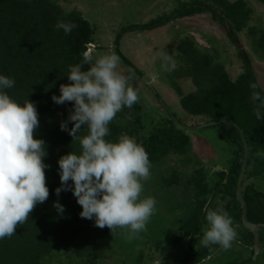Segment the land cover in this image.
I'll return each instance as SVG.
<instances>
[{
    "label": "trees",
    "instance_id": "obj_1",
    "mask_svg": "<svg viewBox=\"0 0 264 264\" xmlns=\"http://www.w3.org/2000/svg\"><path fill=\"white\" fill-rule=\"evenodd\" d=\"M258 1L264 3V0ZM70 4L67 0H0V75L15 81L14 87L3 91L21 106L28 100L35 103L40 125L34 138L45 141L47 155L44 163L50 166L45 169L50 193L48 200L37 204L28 220L17 225L15 235L0 240V264H104L106 260L102 245L111 237V231L107 227H95L94 219L80 217L82 207L72 191H62L59 196L55 192L56 188L61 187L58 160L71 152L79 155L81 146L78 140L73 141V137L60 128L61 122L68 119L72 103L57 105L51 97L61 94V84L70 83L67 79L70 65L81 64L85 52L92 56L94 62L101 56L102 50L96 41V30L91 22ZM237 6L244 7L236 4L222 12L218 6V10H210L216 6L210 5L209 0L186 3L169 16L140 26L124 27L117 35V41L112 42L117 50L110 51L127 64L119 47L123 34L137 30L153 31L204 11L215 15L216 24L226 31L233 45H239L240 34L245 32L250 17L248 14H240L245 17L238 19L235 12ZM233 12L236 15H229ZM60 20L75 25L70 34L56 28ZM188 38L179 43L177 57L180 67L170 88L180 93L182 111L192 120L232 121L244 131L250 149L242 192L247 206V218L254 223L264 224V156L257 155L264 153V108L260 110L261 118L257 119L253 109L260 101L254 104L251 100L253 90L249 84L257 85L255 91L261 93L262 100L264 89L257 79L254 82L242 50L237 53L243 68L236 75L237 79L233 80L229 71L208 53V49L213 50L210 43V47L206 48L199 45L192 34ZM246 56L249 57L248 54ZM90 67V64H83L82 71ZM182 80L193 81L196 89L183 94L180 88ZM138 96V102L131 108L125 106L116 114L108 126L109 135L105 139L115 143L122 134L135 138L148 153L151 167L166 160H180L184 165L181 173L173 172L169 178L160 177L158 180L155 177L151 182L156 180L154 182H160L164 188L176 185L180 190H183V184H187L183 194L187 196L191 211L179 236L165 243L150 237L145 240L143 248H135L136 252L130 256L132 261H129L130 257L125 258L121 264H154L167 259L178 243L187 238L191 239L188 253L162 264H211L221 247L210 245L211 250L202 247L198 235H203L202 227L206 225L205 207L218 209L224 196L231 197L229 192L234 198L232 191L236 189L244 159L240 135L228 125L212 126L218 130L217 138L230 153L227 167L230 178L224 186V175L216 174L213 177L216 172L212 174V168L207 171L209 162L205 159L203 162L201 156L194 152L190 136L185 131L171 125L170 115L164 107L159 102V108L151 107L149 103L142 102L139 93ZM159 112L167 115H160ZM172 112L177 116L175 111ZM72 127L73 124L69 123L68 128ZM87 134L86 127L78 133L81 137ZM179 175L185 176V182L179 181ZM72 183L69 181V184ZM144 192V197H147L149 191L145 189ZM57 201L65 209L62 214L53 208ZM230 206L231 203L227 208ZM243 233L239 239L251 244L253 236L244 230Z\"/></svg>",
    "mask_w": 264,
    "mask_h": 264
},
{
    "label": "clouds",
    "instance_id": "obj_2",
    "mask_svg": "<svg viewBox=\"0 0 264 264\" xmlns=\"http://www.w3.org/2000/svg\"><path fill=\"white\" fill-rule=\"evenodd\" d=\"M74 27L63 20L56 24L65 34H70ZM160 58L162 71L175 68L172 56L161 53ZM118 62L114 53L99 56L93 62L92 56L85 52L81 64L69 66L70 83L61 84V94L51 97L57 105L72 103L68 119L61 122L60 128L81 146L79 155L71 152L58 160L61 187L55 192L59 196L62 191H72L82 207L81 218L94 219L95 227H107L113 236L118 229H127V238L131 240L146 230L156 200L140 198L141 181H147L151 175L145 148L125 134L115 143L105 139L116 114L139 100L138 92L129 84L131 77L117 71ZM83 64L91 67L82 71ZM14 84L13 79L0 75V240L15 235L17 225L25 223L37 204L45 203L50 195L45 174L50 167L44 163L45 141L34 138L40 125L37 107L29 100L21 106L3 91ZM249 87L253 90L250 97L253 103L260 101L253 109L260 119L264 100L255 91V83ZM69 123L73 124L71 129ZM84 127L88 134L81 137L78 133ZM53 208L61 214L65 210L59 201ZM205 212L201 246L210 249V245H219L229 250L237 233L228 213L207 206Z\"/></svg>",
    "mask_w": 264,
    "mask_h": 264
},
{
    "label": "rangeland",
    "instance_id": "obj_3",
    "mask_svg": "<svg viewBox=\"0 0 264 264\" xmlns=\"http://www.w3.org/2000/svg\"><path fill=\"white\" fill-rule=\"evenodd\" d=\"M67 1L71 3L70 6L74 10L81 12L95 28L96 41L102 47L100 55L103 56L114 53L109 48H111L112 42L117 41V35L124 27L130 25L140 26L157 18L169 16L170 13L180 6L196 0ZM209 4L216 6L215 8H210V10H218V6L222 12L227 11L228 8L236 4L244 5V7L237 6V11H235L238 14L236 16L238 19L241 17L240 14H245L246 16L248 14L250 17V20L246 23L245 32L240 34V40L250 57L249 60L255 77L259 85L264 89V3L258 0H209ZM235 12L229 15H236ZM214 19H217L215 15L209 11H204L202 14L175 20L153 31H131L120 37L119 47L125 59L143 75L149 79H154L153 85L157 92L160 93L172 111H175L177 116L187 125L200 126L206 122L202 121L201 118L192 120V117L190 118L184 114L180 103V93L170 88L173 84L174 75H176L175 73L180 67V60L177 57L179 43L182 40L189 39L190 33L204 35V37L209 39L213 47V50L208 49V53L213 55L217 62L229 71L233 80L237 79L236 75L243 68L242 60L236 52L231 39L227 36L226 31L216 24ZM93 49L94 47L92 51ZM105 49L109 51H105ZM161 53H167L172 56L175 61L174 69L167 72L161 70ZM117 71L126 77H131L129 84L139 93L142 102L145 104L149 103L151 107L159 108L157 97L148 85L121 58H119ZM180 88L183 94H189L196 89V86L191 80H182ZM186 134L190 136L194 152L201 156L203 162L205 159L207 163H211H208V165L212 166V168L219 166L228 167L230 153L226 145L217 138L218 130L216 128L210 127L201 132ZM171 160L153 165L150 169V178L147 181H141L143 191L140 198H145L144 190L146 189V191H149L147 197H153L156 200L155 211L146 225V230L140 232L131 240L127 238V229H118L115 236L111 234V237L107 239L108 241L102 245L104 246L102 249L106 259L104 264H121L125 261V258L129 259L130 256L132 257L136 252L135 248L138 246L143 248L145 240L150 237L165 243L181 234L182 225L191 211V206L187 202V196L184 195L185 192L183 191L187 184H183L181 186L183 190H180L177 189L176 185L164 188L160 182H154L160 177L169 178L170 173H181L184 170V165L180 163V160ZM179 176V181L181 183L185 182V176ZM155 177L157 179L151 182ZM243 235L244 233L239 230V237ZM180 249V245L175 247V250ZM183 252L181 249L179 252L173 253L172 251L170 254L173 256L178 254V258L181 257ZM143 254H147V252ZM248 255L249 252L245 249L244 244L240 242V239L236 238L229 250L225 251L221 248L211 264L243 262ZM131 257L129 261H132ZM171 259H162L154 264L171 262ZM247 264H264V253L258 262Z\"/></svg>",
    "mask_w": 264,
    "mask_h": 264
},
{
    "label": "water",
    "instance_id": "obj_4",
    "mask_svg": "<svg viewBox=\"0 0 264 264\" xmlns=\"http://www.w3.org/2000/svg\"><path fill=\"white\" fill-rule=\"evenodd\" d=\"M194 36V38L196 39V41L198 42L199 45L209 48L210 45L208 44L207 41H205L203 39V36L201 34H197V33H193L192 34ZM237 41V40H236ZM238 43V42H237ZM109 50L112 51H116L117 47H111L109 48ZM244 57L246 59V62L248 64V68L250 73L253 76L254 82L256 81L253 69L251 67V63L249 61V58L246 56L245 52L242 50ZM127 64L134 70V72L148 85V87L151 89V91L153 92V94L157 97V99L159 100V102L162 104V106L164 107V109L169 113L170 115V120H171V125L173 127L179 128L183 131H185L186 133H197V132H201L209 127L212 126H220V125H228L231 126L233 128H235L237 130V132L240 135V138L242 140L243 143V148H244V159H243V164H242V168H241V173L238 179V184H237V188L236 190L233 192L234 195V207H236L239 203L242 205L243 207V216H242V220H241V228L251 232L252 234H254L255 236V240H254V245H253V251H252V257L246 261L243 262H236V263H232V264H247V263H252V262H257L258 258L262 252V248H261V244L259 241V230L264 228V224H254L251 223L250 221L247 220L246 215H245V210H246V202L242 196L241 190H242V184L244 182L245 176H246V172H247V167H248V163H249V157H250V149H249V145L248 142L246 140L244 131L234 122L232 121H209L204 123L203 125L200 126H191V125H186L184 123H182L181 121H179L177 119V117L174 116L172 110H170V108L168 107V105L166 104V102L164 101V99L161 97V95H159V93L157 92V90L155 89L154 85H153V81L154 79H149L148 77H146L145 75H143L139 70H137L131 63L127 62ZM219 171L225 172L226 173V177L225 180L223 182L224 186L227 185L228 182V178H229V173L228 170L223 169L222 167H214L212 168V174ZM175 252H179V250H175ZM178 255V254H177ZM177 255L173 256L170 255L169 258L167 259H171V260H175L177 258ZM167 261V260H166Z\"/></svg>",
    "mask_w": 264,
    "mask_h": 264
},
{
    "label": "flooded vegetation",
    "instance_id": "obj_5",
    "mask_svg": "<svg viewBox=\"0 0 264 264\" xmlns=\"http://www.w3.org/2000/svg\"><path fill=\"white\" fill-rule=\"evenodd\" d=\"M190 34H193V33H190ZM204 39V38H203ZM205 41H207V40H205ZM236 41V40H235ZM208 42V44L210 43L209 41H207ZM234 46H235V50H236V52L238 51V50H243L244 52H245V47L243 46V44H242V42H240L239 43V45H236V43L234 44ZM113 47V46H112ZM245 54H247L246 52H245ZM159 95H160V93H159ZM157 99V98H156ZM157 101L159 102V100L157 99ZM159 104H161L160 102H159ZM160 113V115H164V114H161V112H159ZM173 114H174V112H173ZM165 115H167V114H165ZM164 115V116H165ZM168 116H169V114H168ZM174 116L175 117H177V119L179 120V121H181L179 118H178V116H176L175 114H174ZM182 123H184L183 121H181ZM185 124V123H184ZM187 125V124H186ZM191 125V124H190ZM191 126H193V125H191ZM243 164V163H242ZM207 167V171H210V169L212 168V166H210V165H207L206 166ZM220 167H222L223 169H226V170H228V173H229V178H230V171H229V169L228 168H226L225 166L223 167V166H220ZM248 168V167H247ZM240 173H241V171H240ZM247 173V172H246ZM216 174H221V176L222 175H224V178L226 177V173L225 172H222V171H219V172H216L215 174H214V176L213 177H215V175ZM211 175V174H210ZM239 176H240V174H239ZM229 178H228V180H229ZM245 178H246V176H245ZM239 179V178H238ZM244 181H245V179H244ZM228 183V182H227ZM237 184H238V181H237ZM243 185H244V182H243V184H242V190H241V193L243 192ZM236 188H237V186H236ZM236 190V189H235ZM234 190V191H235ZM234 191H232V192H234ZM229 194L231 195V197H229L228 195H226V196H224V198L222 199V201H220V203H219V207H218V209H220V208H222L225 212H227L228 213V215H229V217L231 218V220H232V222H233V228H234V230L236 231V233H238L237 235H236V238H238L239 239V230L240 231H242L243 232V230L244 231H246L248 234H250V235H252L253 236V242H251V244H246V243H244V241H242L241 239H240V242H242L243 244H244V246H245V249L249 252V255H248V257L245 259V261L246 260H248V259H250L251 257H252V251H253V245H254V240H255V236H254V234H252L251 232H249V231H247V230H245V229H243V228H241V220H242V216H243V212H244V210H243V207H242V205L239 203L236 207H234V198H233V196H232V193H230L229 192ZM242 196H243V193H242ZM244 198V197H243ZM245 200V199H244ZM246 202V201H245ZM229 203H231V206L229 207V208H227V205H229ZM233 207H234V209H233ZM247 207V206H246ZM245 215H246V218H247V210H245ZM247 220H248V218H247ZM248 221H250L251 223H254V222H252L251 220H248ZM254 224H259V223H254ZM261 224H263V223H261ZM206 226V225H205ZM205 226H203V227H205ZM202 227V228H203ZM237 230H238V232H237ZM259 241H260V244H261V248H262V252H261V254H260V256H259V258H258V260L261 258V256H262V254L264 253V228H262V229H260L259 230ZM198 237H199V239H200V241H201V239H202V237H203V235L202 234H200V235H198ZM190 241H191V239L190 238H187V239H183L181 242H179L178 243V245L177 246H181V249L184 251L183 253H182V255H181V257H183L186 253H188V250H189V246H190ZM200 241H199V244H201L200 243ZM187 245V246H186ZM180 249V250H181ZM179 250V251H180ZM175 252V249L173 250V253ZM210 258H212V257H210ZM258 262V261H257ZM253 263V262H252ZM254 263H256V262H254Z\"/></svg>",
    "mask_w": 264,
    "mask_h": 264
}]
</instances>
